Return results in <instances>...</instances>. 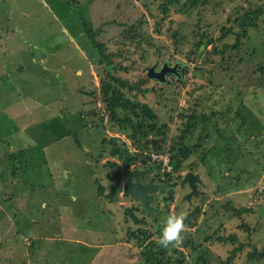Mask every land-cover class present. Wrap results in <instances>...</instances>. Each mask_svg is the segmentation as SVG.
Returning <instances> with one entry per match:
<instances>
[{
	"label": "rangeland",
	"instance_id": "374dc122",
	"mask_svg": "<svg viewBox=\"0 0 264 264\" xmlns=\"http://www.w3.org/2000/svg\"><path fill=\"white\" fill-rule=\"evenodd\" d=\"M191 1L163 17L156 0H0V264H264V0L181 9ZM255 9L238 39L232 21ZM198 24L214 42L231 25L215 44L232 48L196 52ZM164 64L176 73L147 76ZM107 88L147 105L130 114L147 137L108 119ZM114 141L136 157L129 167ZM134 168L166 185L150 202L158 215L123 195ZM181 213L182 242L161 247V220Z\"/></svg>",
	"mask_w": 264,
	"mask_h": 264
},
{
	"label": "trees",
	"instance_id": "16d2710c",
	"mask_svg": "<svg viewBox=\"0 0 264 264\" xmlns=\"http://www.w3.org/2000/svg\"><path fill=\"white\" fill-rule=\"evenodd\" d=\"M156 1H161L163 3H160L159 8L161 9V14L163 17H166L168 15V9H171V6H174L175 3L177 2V0H156ZM179 1V0H178ZM200 0H194L191 1L190 3H188L187 5H185L183 8L186 7H193L194 6V10L195 8H198V2ZM181 9L175 11L177 14H179V12H182ZM260 15H262V10H254V11H250V12H246L241 16H238L236 18H234V20L232 21V25L233 27H237L238 28V32L236 33L237 38L239 39L240 37H244L246 36V28L248 26H255V20L258 19L260 17ZM200 18L202 20V15H200ZM164 18L161 17L160 21L163 20ZM229 22V21H228ZM159 23H157V26L160 27L161 25H159ZM87 27V25H86ZM233 27H228V28H223L221 29V33L219 38L215 41L216 43H221L223 40L227 39L229 36L234 35V29ZM202 29L199 24L196 25L193 28V33L194 35H196V52H198L199 48L201 45H208V44H212V53L216 56H222L224 55L225 52L229 51V49H231L232 47L227 45L226 43H224L222 45L221 48H219L217 44H215V42L208 36V34L202 33ZM156 32L159 33V31L157 30ZM87 34H88V38L91 39L92 37V33L87 30ZM176 34V32H174L172 34V36H174ZM94 46L96 48L99 49L100 53L102 54L104 60L106 63H110L112 56H115L114 54L111 55H106L104 53V46L102 44L97 45L94 44ZM109 88H107V91H105V93L103 94L105 96V99H107V110H109V116L108 119L110 121H114L116 122L117 125H119L120 127L125 129H130V134H129V139L131 140H135L136 136L140 133H142V137H147L148 132L146 130H142L141 128L143 126L142 120L139 119V121L133 122V120L130 118V114L134 115L135 118H139V117H143L144 114H146L147 112L150 113V110L147 108V105L145 104H141L138 101L135 100H130L128 97H126L125 93L121 92V91H117L116 89H114L112 91V96L110 98H108L109 94ZM114 107H119L122 110V113H124L123 117H120L119 114H117L115 112ZM148 115V114H147ZM142 123V124H141ZM252 130V129H251ZM254 132V129H253ZM220 139L221 135H220ZM137 143V142H136ZM113 148L110 150V154L112 158H115L116 160H118L119 162L122 163V165L124 167H129L133 162L136 161V157L134 155L130 154V151L126 148V146L124 144H121L120 146H117L115 141L112 143ZM225 151L224 153H235L231 151V148L228 146V148L225 146L224 148ZM223 149V150H224ZM172 153H189L188 150H185L184 152H179V150H177L175 147L171 149ZM217 153H220L219 151H217ZM21 155V154H20ZM178 162L176 158L172 159V163H176ZM16 172V170H14ZM117 175H119V173H116L115 176L117 177ZM120 185H116L115 189L113 190V193H117L118 191H120ZM240 213H242L241 211H237L236 215H240ZM150 264V263H148Z\"/></svg>",
	"mask_w": 264,
	"mask_h": 264
},
{
	"label": "water",
	"instance_id": "95a60500",
	"mask_svg": "<svg viewBox=\"0 0 264 264\" xmlns=\"http://www.w3.org/2000/svg\"><path fill=\"white\" fill-rule=\"evenodd\" d=\"M155 67L150 68L147 71V76L151 79H154L158 82L165 81V74L171 72L176 73L177 65L174 67H169L167 64H164L160 71H155ZM150 169L142 170L140 168H134L132 171L125 173L124 182L122 184V193L125 196H130L136 199L143 211L148 214L158 215L159 211L151 206L150 202L154 199L153 194L158 191H166V185L156 184L153 182V179H150L148 182L142 183V179L145 175L149 173ZM138 179L139 181H135ZM198 179L192 173H188L182 179V183H187L192 190L191 194L196 195V182ZM187 195V199L191 196Z\"/></svg>",
	"mask_w": 264,
	"mask_h": 264
},
{
	"label": "clouds",
	"instance_id": "9594fccd",
	"mask_svg": "<svg viewBox=\"0 0 264 264\" xmlns=\"http://www.w3.org/2000/svg\"><path fill=\"white\" fill-rule=\"evenodd\" d=\"M77 74H80L79 72ZM185 216L181 214H169L161 220L158 243L161 247L168 248L178 246L183 240V230L185 228Z\"/></svg>",
	"mask_w": 264,
	"mask_h": 264
},
{
	"label": "flooded vegetation",
	"instance_id": "af4514ba",
	"mask_svg": "<svg viewBox=\"0 0 264 264\" xmlns=\"http://www.w3.org/2000/svg\"><path fill=\"white\" fill-rule=\"evenodd\" d=\"M197 190V189H196ZM159 192H166V191H159ZM192 193V190H191V192L189 193V194H191ZM191 195H194V194H191ZM186 199H187V197H186ZM188 200V199H187Z\"/></svg>",
	"mask_w": 264,
	"mask_h": 264
}]
</instances>
